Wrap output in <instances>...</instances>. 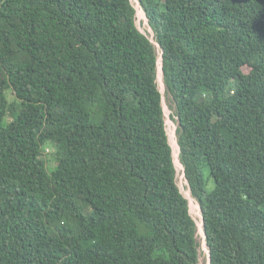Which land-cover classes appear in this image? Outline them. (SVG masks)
<instances>
[{
  "label": "trees",
  "instance_id": "16d2710c",
  "mask_svg": "<svg viewBox=\"0 0 264 264\" xmlns=\"http://www.w3.org/2000/svg\"><path fill=\"white\" fill-rule=\"evenodd\" d=\"M139 2L159 46L132 0H0V264H204L162 49L211 264H264V0Z\"/></svg>",
  "mask_w": 264,
  "mask_h": 264
},
{
  "label": "rangeland",
  "instance_id": "374dc122",
  "mask_svg": "<svg viewBox=\"0 0 264 264\" xmlns=\"http://www.w3.org/2000/svg\"><path fill=\"white\" fill-rule=\"evenodd\" d=\"M133 1H134L135 5H137L139 2L138 0H133ZM141 9L142 8H139V11L137 13V24L144 31L151 30L149 27V24H148V19L146 18L145 13ZM160 81H162V82H160ZM159 84H160V87L164 91V105L166 108V118H167V122H168L167 126H168V131L170 133L171 143L173 144L174 149L176 146V150H177V148H178V132H177L178 129L176 130V126L178 127V122L176 120H174L172 117V115L174 113L173 101H172V98L168 97V95L166 94L167 87H166V84L164 82V77L162 76L161 73H160ZM49 148H50V151L47 153L48 154L47 158L50 159V161H52V164L49 163V166L51 168H53V167H55V161L52 159L53 156H51V155L54 151H53V148H51V147H49ZM177 164H178V172H179V176H178L179 185H180L183 193L185 195L187 194L191 198V200H192V207H191L192 214L200 224L199 240H201V242H202V261L204 264H207L208 263V248L206 246L205 238L203 235V228H202V223H201L202 216H201L200 206L190 191L189 184H188V182L184 176L183 168H181L182 167L181 162L179 164L177 161ZM189 192L191 193V195H189Z\"/></svg>",
  "mask_w": 264,
  "mask_h": 264
},
{
  "label": "water",
  "instance_id": "95a60500",
  "mask_svg": "<svg viewBox=\"0 0 264 264\" xmlns=\"http://www.w3.org/2000/svg\"><path fill=\"white\" fill-rule=\"evenodd\" d=\"M138 4H139V2H138ZM142 8V7H141ZM142 10L144 11V9L142 8ZM144 13H145V11H144ZM145 15H146V13H145ZM146 18H147V15H146ZM148 19V18H147ZM148 24H149V22H148ZM139 27V26H138ZM149 27H150V29L151 30H147V31H144V30H142L140 27H139V29L142 31V32H144L145 34H147L148 35V33H150V38H151V40H153V42L155 43V44H157L158 46H159V43L158 42H156L155 40H154V32H153V30H152V27L150 26V24H149ZM162 59H163V49L161 50V52H160V64H161V72H162V75H163V77H164V70H163V61H162ZM159 86H160V84H159ZM160 90H161V92L164 94V91H163V89L160 87ZM164 107H165V105H164ZM165 112H166V108H165ZM178 129V127L176 126V130ZM169 136H170V134H169ZM170 142H171V139H170ZM171 145L173 146V144L171 143ZM179 147H180V144H179ZM173 148H174V146H173ZM180 153H181V147H180ZM174 156H175V149H174ZM175 163H176V166H177V168H178V164H177V162H176V157H175ZM181 168H183V172H184V176L186 175V173H185V166L183 165V163H182V167ZM181 188V187H180ZM182 190V189H181ZM183 192V191H182ZM187 198H189V200H190V205H191V207H192V200H191V198L186 194L185 195ZM197 201V200H196ZM198 202V201H197ZM199 203V202H198ZM199 206H200V211H201V216H202V219H201V223H202V228H203V235H204V238H205V243H206V246H207V248H208V263L207 264H211V260H212V258H211V251H210V248L208 247V245H207V234H206V232H205V228H204V216H203V212H202V208H201V205H200V203H199ZM199 223V222H198ZM199 227H200V224H199Z\"/></svg>",
  "mask_w": 264,
  "mask_h": 264
},
{
  "label": "bare ground",
  "instance_id": "6f19581e",
  "mask_svg": "<svg viewBox=\"0 0 264 264\" xmlns=\"http://www.w3.org/2000/svg\"><path fill=\"white\" fill-rule=\"evenodd\" d=\"M160 73L162 74L161 70H160ZM159 76H160V74H159ZM162 76H163V75H162ZM160 82H162V81H160ZM161 84H162V83H161ZM175 148H176V146H175ZM178 154H180V147H179V144H178V148H177V150L175 151V157H176V162L178 161V163L180 164V160H179ZM181 164H182V163H181ZM189 195H191L190 192H189Z\"/></svg>",
  "mask_w": 264,
  "mask_h": 264
},
{
  "label": "clouds",
  "instance_id": "9594fccd",
  "mask_svg": "<svg viewBox=\"0 0 264 264\" xmlns=\"http://www.w3.org/2000/svg\"><path fill=\"white\" fill-rule=\"evenodd\" d=\"M139 1V0H138ZM132 2L134 3V1L132 0ZM134 5H135V3H134ZM136 6V8H137V10L139 11V8H141V5H140V2H139V4H137V5H135ZM168 123V122H167ZM170 134V133H169ZM45 155H48V154H44V156ZM197 220V219H196Z\"/></svg>",
  "mask_w": 264,
  "mask_h": 264
},
{
  "label": "built area",
  "instance_id": "2783aa9c",
  "mask_svg": "<svg viewBox=\"0 0 264 264\" xmlns=\"http://www.w3.org/2000/svg\"><path fill=\"white\" fill-rule=\"evenodd\" d=\"M50 151V148H47L44 154H47Z\"/></svg>",
  "mask_w": 264,
  "mask_h": 264
}]
</instances>
